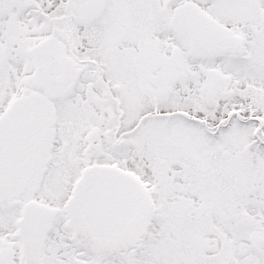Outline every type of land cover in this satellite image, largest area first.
Wrapping results in <instances>:
<instances>
[{"label": "snow or ice", "instance_id": "1", "mask_svg": "<svg viewBox=\"0 0 264 264\" xmlns=\"http://www.w3.org/2000/svg\"><path fill=\"white\" fill-rule=\"evenodd\" d=\"M0 264H264V0H0Z\"/></svg>", "mask_w": 264, "mask_h": 264}]
</instances>
